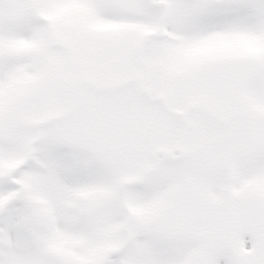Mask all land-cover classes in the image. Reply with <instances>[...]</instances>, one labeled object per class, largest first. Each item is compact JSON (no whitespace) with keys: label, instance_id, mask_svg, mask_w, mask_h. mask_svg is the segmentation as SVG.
I'll list each match as a JSON object with an SVG mask.
<instances>
[{"label":"snow or ice","instance_id":"6c2138e0","mask_svg":"<svg viewBox=\"0 0 264 264\" xmlns=\"http://www.w3.org/2000/svg\"><path fill=\"white\" fill-rule=\"evenodd\" d=\"M0 264H264V0H0Z\"/></svg>","mask_w":264,"mask_h":264}]
</instances>
